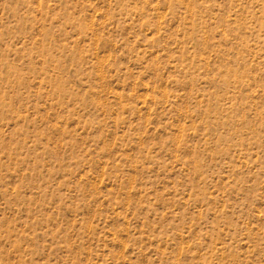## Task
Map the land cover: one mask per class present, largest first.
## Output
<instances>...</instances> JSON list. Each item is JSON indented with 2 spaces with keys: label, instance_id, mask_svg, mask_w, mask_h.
<instances>
[{
  "label": "rangeland",
  "instance_id": "obj_1",
  "mask_svg": "<svg viewBox=\"0 0 264 264\" xmlns=\"http://www.w3.org/2000/svg\"><path fill=\"white\" fill-rule=\"evenodd\" d=\"M0 264H264V0H0Z\"/></svg>",
  "mask_w": 264,
  "mask_h": 264
}]
</instances>
